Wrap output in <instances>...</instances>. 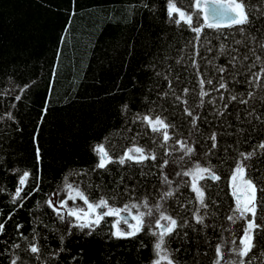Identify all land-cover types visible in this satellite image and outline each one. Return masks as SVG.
<instances>
[{"label":"trees","instance_id":"obj_1","mask_svg":"<svg viewBox=\"0 0 264 264\" xmlns=\"http://www.w3.org/2000/svg\"><path fill=\"white\" fill-rule=\"evenodd\" d=\"M174 2L186 11H192V0ZM246 2L257 4L259 0ZM142 3H147L149 7H142ZM193 20L195 22V16ZM200 36L198 43L195 33L187 25L181 23L177 26L168 22L166 0H0V117H4L7 111L16 117V122L7 117L0 120V157H3L0 160V188L4 189L0 191V222L5 224V231L0 234V249L13 241L18 242L21 248L25 246V240L15 230V224L20 223L22 227L18 231L29 240L33 228L39 233L40 257L44 264H149L153 256L151 249L154 237L146 229L136 237L116 239L109 235L110 223L102 221V230H97L93 236L82 239L73 230V234L67 235L63 244H60L59 236L62 233L59 230L64 225L44 204L45 194L51 195L58 185L62 188L63 178L67 175L69 183L78 185L90 200H96L102 194L112 196L114 191H119L117 204H121L129 199V195L122 191L125 185H136L133 199L151 190L152 200L156 188L161 186V171L169 179L179 180L175 172L181 166L187 167L189 158L185 157L181 165L173 163L181 155L178 145L174 146L177 151L167 157L169 164L163 169L152 168L154 162L145 161L144 171L151 173L146 176L140 175V168H130L127 163L123 166L111 163L107 166L108 171H93L97 157L92 146L107 136L106 147L112 149L110 154L116 156L133 143L131 138L137 132L141 134L136 136L135 143L144 145L148 142L144 132L150 130L139 128V122L131 124L129 119L131 131L126 130L121 115V106L125 103L128 105L129 118L133 113L145 111L148 102L156 101L167 109L161 113L163 116L169 121H177L183 105L179 102L172 104L171 93L168 97H157L160 91L169 92L165 76L172 81V91L185 96L189 106L199 99L198 79H207V76L212 75V66L208 65L205 76L206 58L215 57L217 66L226 64L225 55H217L223 37L218 38L207 28L202 30ZM227 43L232 44L231 39ZM233 47H238L241 53L245 51L242 46ZM207 48L212 51H207ZM257 52L264 56V52L259 49ZM258 68L259 65L252 71ZM197 70L201 73L200 77L197 76ZM24 83H28L29 88L21 93L19 86ZM260 83L264 85V75ZM185 87L189 89L187 94L182 92ZM204 87L207 89L210 86L206 83ZM16 95H21L20 101H15ZM216 96V92H209L204 97V107L197 111L204 115L210 108L208 100ZM13 104L15 107H12ZM234 104L235 101L229 104V110L233 109ZM219 105L217 99V107ZM45 106L47 112L42 113ZM159 111V108H154V112ZM198 125L202 131L209 128L208 122L201 123L198 120ZM17 127L19 131H15ZM177 127L180 133H187L183 119L178 120ZM34 132L37 133L36 143L41 149L39 188L28 195L37 183ZM193 135L197 134L194 132ZM252 135V140L239 145L233 144L235 137L225 136L223 139L239 151H251L264 139V132L258 131ZM197 139L200 143L195 145L197 151L191 159L205 163L206 158L200 156L201 145L205 144V140L199 135ZM236 155L229 149L221 164L218 157L223 156L222 151L217 155L210 154V163L220 180L209 181L214 187L206 191L219 202L217 222L225 226L230 222L224 220V216L229 206L234 204L228 173L233 165L232 158ZM162 158L163 149H158L155 163H159ZM258 158L261 164H257V158L254 157L252 166L259 167L260 175L264 176V156ZM12 168L19 171H9ZM81 169L83 173L76 175ZM24 170H28L31 175L22 186L20 197L13 203L11 193L15 191L18 177ZM249 174L256 176L251 170ZM120 177L124 178L123 182ZM189 194L190 189L185 186L175 196L183 201ZM64 195V192H60L59 197L52 195L51 198L63 199ZM257 197L260 198L259 191ZM20 200H23V204L17 207ZM165 207L171 214H176L172 211L173 199H169ZM9 212H12L10 218ZM186 214L181 212L182 216ZM113 219L105 217L109 222ZM260 219L264 217H259L258 210L257 222ZM242 224L243 221L237 220L232 225L237 237L242 234L239 228ZM208 233L212 238L207 245L202 243L199 246V264H212L215 255L214 245L220 233H214L212 229ZM189 236H192L190 230ZM169 243L172 249L180 248L176 255L182 260L191 259L196 249L191 240L183 246L176 240H170ZM61 248L64 251H60ZM80 249L83 251L80 252ZM223 251L226 253V249ZM51 252H57L58 255L50 256ZM73 256L77 259L73 260ZM0 264H8L7 253L0 254Z\"/></svg>","mask_w":264,"mask_h":264},{"label":"snow or ice","instance_id":"obj_2","mask_svg":"<svg viewBox=\"0 0 264 264\" xmlns=\"http://www.w3.org/2000/svg\"><path fill=\"white\" fill-rule=\"evenodd\" d=\"M142 7L148 8L149 5L142 3ZM190 8L192 11H186L177 6L174 0H166L168 22L177 26L181 23L187 25L190 31L195 33L198 43L201 39L200 34L205 28L212 30V34L217 35L218 38L223 37V42L218 45L217 55H225L226 64L217 66L214 63L215 57L206 58L205 76H207L208 65L212 66V75L207 76V79H198L199 92L197 95L199 99L192 106L188 105L185 96L176 95L172 91V81L165 76V79L168 80L169 92L160 91L157 93V97H168L171 93L173 97L171 103L179 102L183 105L181 116L177 118V121H169L166 116H163L161 113L167 109L163 107L162 103L158 104L156 101L148 102L145 111L133 113L130 118L127 115L128 105L127 103L123 104L121 115L124 117L127 131H131L129 119L131 124L139 122L137 124L139 128L150 130L144 132V135L148 136V142L144 145L134 142L136 136L141 134L137 132L136 136L131 138L133 143L116 156L110 154L112 149L106 147V142L109 139L107 136L92 146V151L97 157L93 171L96 169L108 171L107 166L111 163L121 166L127 163L130 168H140V175L146 176L151 173L144 171L146 167L144 162L151 160L154 162L151 165L152 168L163 169L165 165L169 164L167 157L177 151L174 147L176 145L179 146L178 150L181 155L173 163L181 165L184 158L188 157V166H181L175 172V176L179 178L177 181L169 179L161 171V186L156 188V195L152 200H150V197L153 196L151 190H146L147 194L133 199L136 195V185H125L122 191L129 195V199L121 204H117L119 191H114L112 196L102 194L98 199L90 200L78 185L74 186L69 183L68 176H64L63 187L58 185L51 195L45 194L46 199L44 200V204L64 225L63 229L59 230L62 233L59 236L60 244H63L67 235L73 234V230L76 234H80L82 239L93 236L97 230H102L101 223L103 221L110 223L109 235L116 239L136 237L138 233L144 232L146 229L147 233L154 237L151 249L153 256L150 258L149 264H199L201 255L199 246L202 243L208 244L209 239L212 238L209 236L208 230L212 229L214 233H220L219 237H216L218 242L214 245L215 255L212 264H264V219L257 222L258 210L259 217H264V176L260 175L259 167L252 166L254 157L257 158L256 163L261 164L258 157L264 156V139H261L251 151H239L238 148H233V144L248 143L252 140L253 133L264 132V85L260 83L261 77L264 75V56L257 52V49L264 52V0H259L257 4L247 3L246 0H192ZM229 39L232 44L227 43ZM233 45L242 46L245 51L241 53L240 49ZM206 50L212 51L211 48ZM193 64L195 65L194 60ZM257 65H259L258 70L252 71ZM197 76H201L199 70H197ZM214 80L215 83H213ZM206 83L210 86L207 89L204 87ZM241 85L243 87H239ZM19 87L20 92L23 93L29 88V84L24 83ZM221 89L224 91H220ZM182 92L187 94L189 89L185 87ZM209 92H216L217 96L208 100L210 108L204 115H201L197 109L204 107V97ZM21 98V95L14 97L15 101H20ZM217 99L220 101L219 107H217ZM234 101L236 104L233 105L232 110H229V104ZM239 105L244 107L241 108ZM12 107H15V104ZM154 108H159L160 111L154 112ZM46 112L47 107L45 106L42 113ZM173 113H175V108ZM4 117L16 122V117L11 111L5 112ZM4 117H0V120H3ZM42 118L43 116H41V120ZM180 119L185 121V126L188 129L186 134L179 132L177 122ZM198 120L201 123H209L207 131L201 130ZM169 129L172 131L170 132ZM19 130L18 127L15 129V131ZM194 132L204 137L205 144L201 145L200 156L206 158L205 163H201L199 159H191L197 151L195 145L200 143L197 135H193ZM36 134L33 133V143L37 162V183L28 195L39 188L38 172L41 149L36 143ZM218 136L220 137L219 141ZM225 136L235 137L233 144L225 141L223 139ZM218 144H220L219 148ZM158 149H163L164 158L159 163H155ZM229 149H232L237 155L232 158L233 165L228 173L234 204L229 206L228 213L224 216V220L230 222L225 226L223 223L217 222L219 202L206 189L214 187L213 184L208 183L209 181L220 180L215 167L210 163V154L217 155L222 151L223 156L218 157L222 164ZM2 159L3 157H0V160ZM249 170L256 173V176L249 174ZM9 171L15 173L19 170L12 168ZM83 171L81 169L76 175H80ZM30 175L28 170H24L19 175L15 191L11 193L13 203H16L20 197L22 186L25 185ZM184 177L188 179L185 180ZM119 179L121 182L124 180L123 177ZM202 181L203 183H201ZM185 186L190 189V194L188 198L181 201L175 194ZM0 191H4V189L0 188ZM258 191L260 192L259 199ZM60 192L65 193L64 198H58L54 203L51 196L59 197ZM191 193L195 195L192 196ZM77 199L83 202V206L76 204ZM169 199H173L172 211H175V215L165 207ZM69 200L72 201L71 205L68 204ZM22 204L23 200H20L16 206L20 207ZM186 205H191V207H186ZM37 206H39V202H37ZM181 212L187 214L182 216ZM11 215L12 212H9L8 218ZM105 217L114 219L109 222L105 220ZM237 220L243 221V224L239 226L242 234L238 237L232 230V225L236 224ZM121 221L127 225L126 230L118 226ZM21 227L20 223L15 224L17 235L25 240V246L21 248L18 242L13 241L9 246L0 249V254H8V264H44L40 257L39 233L33 228V235L29 240L18 231ZM189 230L192 236H189ZM4 231L5 224L0 222V234ZM225 233H227V237ZM170 240H176L181 246L188 244L191 240L196 245L192 258L189 260L179 258L176 254L180 252V248L172 249ZM17 249L20 251H15ZM224 249H226V253L223 251ZM254 249L256 251H253ZM60 251H64V249L61 248ZM79 251L82 252L83 249ZM49 255L55 257L58 253L51 252ZM225 255H227L226 260ZM72 259L75 260L77 257L73 256Z\"/></svg>","mask_w":264,"mask_h":264},{"label":"rangeland","instance_id":"obj_3","mask_svg":"<svg viewBox=\"0 0 264 264\" xmlns=\"http://www.w3.org/2000/svg\"><path fill=\"white\" fill-rule=\"evenodd\" d=\"M52 200H53V202L55 203L56 200H57V198L54 197V198H52ZM68 204L71 205V204H72V201L69 200V201H68ZM76 204H77V205H80V206H83V202L80 201L79 199H77ZM118 226H119L121 229H125V230L127 229V225L124 224L123 221H121L120 224H119Z\"/></svg>","mask_w":264,"mask_h":264}]
</instances>
